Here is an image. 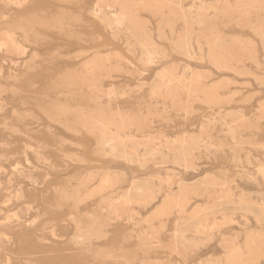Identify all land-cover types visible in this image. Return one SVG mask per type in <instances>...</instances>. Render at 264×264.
I'll use <instances>...</instances> for the list:
<instances>
[{
  "label": "rangeland",
  "instance_id": "1",
  "mask_svg": "<svg viewBox=\"0 0 264 264\" xmlns=\"http://www.w3.org/2000/svg\"><path fill=\"white\" fill-rule=\"evenodd\" d=\"M0 264H264V0H0Z\"/></svg>",
  "mask_w": 264,
  "mask_h": 264
}]
</instances>
